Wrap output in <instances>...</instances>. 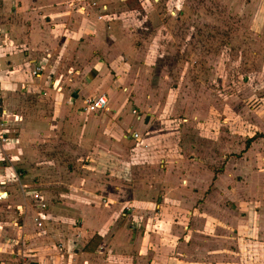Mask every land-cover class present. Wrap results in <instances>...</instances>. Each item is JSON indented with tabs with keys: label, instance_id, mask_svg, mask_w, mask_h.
<instances>
[{
	"label": "crops",
	"instance_id": "obj_1",
	"mask_svg": "<svg viewBox=\"0 0 264 264\" xmlns=\"http://www.w3.org/2000/svg\"><path fill=\"white\" fill-rule=\"evenodd\" d=\"M71 5L0 0V264H264V109L222 116L211 96L179 92L177 113L145 85L149 69L117 40L113 13ZM90 95L108 108L82 109ZM72 152L86 154L83 173L66 164L65 186H48L60 179L48 162ZM35 193L63 199H44V225L77 216L66 238L38 237ZM79 196L93 203L70 200Z\"/></svg>",
	"mask_w": 264,
	"mask_h": 264
},
{
	"label": "rangeland",
	"instance_id": "obj_2",
	"mask_svg": "<svg viewBox=\"0 0 264 264\" xmlns=\"http://www.w3.org/2000/svg\"><path fill=\"white\" fill-rule=\"evenodd\" d=\"M70 1L72 9L80 11L85 16L94 14L98 18L106 11L113 13L111 16L118 26L116 29L112 27V30L118 33L117 40L138 50L139 52L133 57L140 59L143 69H149L146 77L148 82L146 81L145 85L153 88L157 99L165 96L163 100H170L171 97L173 101L168 107L178 104L180 111L177 113L185 112L177 96L179 92L182 98L184 95H192V92L198 96H211L216 109L221 108L222 116H225V110L231 112L241 106L246 110L264 109V37L259 33L264 20L263 6L258 8L255 3L248 6L247 3L250 0ZM102 3L109 5L104 7ZM259 11L262 15L259 22L252 21L251 17ZM258 36H260L259 39ZM114 39L116 41V38ZM122 56H124L123 61L124 59L130 61L126 53ZM211 68H214V71H211ZM126 72L128 73V70ZM89 97L93 98V95ZM231 97L233 98L232 106L230 104V106L228 104L224 106ZM157 108L161 107L157 106ZM22 112L29 114L24 110ZM134 113L139 117L142 114L139 108ZM239 122L241 119L238 120ZM206 125L204 123V127ZM30 147H33L31 142ZM56 148L58 147L53 148L51 155L56 156L59 153L62 157L64 152H61L62 149L55 151ZM12 151L19 155L23 154V157L29 155L28 161L34 162L33 153H29L31 150L27 153L20 149H12ZM71 154L73 162H48L49 166L60 168L56 169L60 179H57V183H49L48 186L56 189L65 186V183L60 180L65 177L66 164L72 165L69 168L73 170L74 177L83 173L81 164L85 161L86 154L74 152ZM104 170L107 171L106 168ZM44 175L47 179V170ZM42 199L50 200L52 206L63 200L59 198V195ZM70 200L85 201L86 204L93 203V200L80 196ZM67 206H69L68 209L76 210L75 207ZM49 217L50 220H56L57 222H54L56 224L49 227L45 224L38 237L66 238L69 235L68 227L77 223L75 214L66 216L49 214Z\"/></svg>",
	"mask_w": 264,
	"mask_h": 264
},
{
	"label": "built area",
	"instance_id": "obj_3",
	"mask_svg": "<svg viewBox=\"0 0 264 264\" xmlns=\"http://www.w3.org/2000/svg\"><path fill=\"white\" fill-rule=\"evenodd\" d=\"M0 107H1V102H0ZM84 109L87 111L91 112H99L102 110H105L108 108V98L106 95H97L93 96V98H87L84 101L83 105ZM2 108L0 109V116L2 115ZM133 112H137V109L134 108ZM134 137H138L139 134L137 132H133ZM7 137L5 136L3 131H0V142L5 141ZM7 190H4L0 186V200H3L7 197ZM35 205L37 207V214L35 216V221L38 227H43L44 225V220L48 219V205L47 203L42 199V195L39 193L35 194ZM17 229L20 230L21 227L20 225L17 226Z\"/></svg>",
	"mask_w": 264,
	"mask_h": 264
}]
</instances>
